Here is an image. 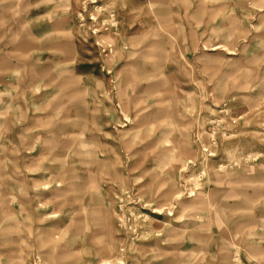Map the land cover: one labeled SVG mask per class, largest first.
Masks as SVG:
<instances>
[{
    "label": "rangeland",
    "instance_id": "374dc122",
    "mask_svg": "<svg viewBox=\"0 0 264 264\" xmlns=\"http://www.w3.org/2000/svg\"><path fill=\"white\" fill-rule=\"evenodd\" d=\"M0 264H264V0H0Z\"/></svg>",
    "mask_w": 264,
    "mask_h": 264
}]
</instances>
